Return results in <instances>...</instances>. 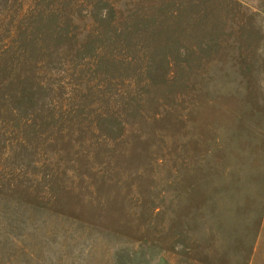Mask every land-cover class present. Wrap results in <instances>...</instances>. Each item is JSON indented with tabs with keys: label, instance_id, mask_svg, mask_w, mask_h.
<instances>
[{
	"label": "rangeland",
	"instance_id": "374dc122",
	"mask_svg": "<svg viewBox=\"0 0 264 264\" xmlns=\"http://www.w3.org/2000/svg\"><path fill=\"white\" fill-rule=\"evenodd\" d=\"M0 264H264V0H0Z\"/></svg>",
	"mask_w": 264,
	"mask_h": 264
}]
</instances>
